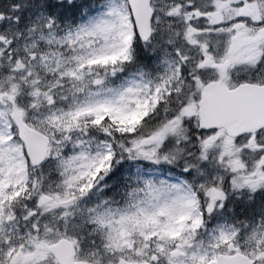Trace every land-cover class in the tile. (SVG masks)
I'll use <instances>...</instances> for the list:
<instances>
[{"label":"snow or ice","instance_id":"obj_1","mask_svg":"<svg viewBox=\"0 0 264 264\" xmlns=\"http://www.w3.org/2000/svg\"><path fill=\"white\" fill-rule=\"evenodd\" d=\"M0 264H264V0H0Z\"/></svg>","mask_w":264,"mask_h":264}]
</instances>
